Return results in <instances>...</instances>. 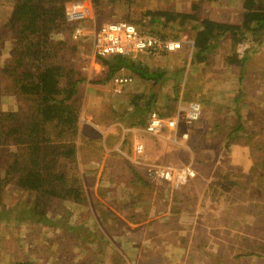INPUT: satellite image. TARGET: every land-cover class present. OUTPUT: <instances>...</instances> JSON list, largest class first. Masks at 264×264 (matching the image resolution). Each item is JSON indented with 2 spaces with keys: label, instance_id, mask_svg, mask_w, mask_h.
Wrapping results in <instances>:
<instances>
[{
  "label": "crops",
  "instance_id": "crops-1",
  "mask_svg": "<svg viewBox=\"0 0 264 264\" xmlns=\"http://www.w3.org/2000/svg\"><path fill=\"white\" fill-rule=\"evenodd\" d=\"M104 1L102 17L106 14ZM151 1L135 0L131 4L111 0L108 9L111 16L104 23L136 21L139 28L145 31L160 26L164 28L167 24L170 26L167 28L178 35L172 37L184 40V47L164 51L159 57L138 53L136 58L142 68L124 66L116 70L117 74L134 77V82L120 94L113 92L114 76L117 74L109 78V67L102 57L91 54V45L89 56L79 60V70L84 75L81 74L83 78L78 85L80 97L76 93L72 99L79 112L76 122L78 131L68 141L74 143L76 152L72 157L60 158L59 166L70 178L72 187L80 188L81 193L79 196L72 194L64 200L54 198L59 201L58 208L64 206L68 209L70 218L75 219L76 229L82 223L81 226L86 227L85 236L83 230L76 236V239L85 238V242L77 245L78 253L76 247L72 248L75 240L70 238L73 241L70 250L75 253L72 264H78V258L82 262L84 253L88 258H84L83 264L88 261L107 264L104 258L97 260V256L103 255L102 249L104 255H117L116 264L122 261L121 264H125L126 255L134 258L131 264H162V256L173 259L176 256L178 260V249L183 256L192 257L193 246L188 245L187 240L182 241L183 237L189 236V229L193 231L197 227V221L204 220L201 213L214 212V206L231 198L221 188L208 191L211 183L218 178V185L224 186L226 183H221L225 181L222 172L240 170L241 165L235 161L238 148L253 145L264 154V93L252 90L249 77L245 78L248 75L237 73L239 70L234 68L232 61V58L239 59L247 65L250 57L246 55H254L256 51H249V47L244 45L245 57L241 58L236 55L234 40L232 44L221 43L225 53L219 52V55L212 42L208 50L200 55L193 48L197 31L205 28L204 11H208L207 16L214 20L216 16L212 12L220 0H171L172 3H166L164 9L156 10L145 7ZM93 5L95 16L99 14V8L94 2ZM243 7L234 12L237 16L239 14L238 17L244 11ZM191 27L196 28L191 34L194 38L180 34L181 31L190 32ZM225 35L229 36L228 33ZM179 53H182L181 57ZM79 64L75 63L77 69ZM226 68L229 71L221 74ZM262 83L264 79L256 86ZM10 84L12 89L15 86L13 78ZM194 100L203 101L202 116L193 127L195 137L185 138L181 125L177 130L166 128L160 134L148 131L153 110L170 116L182 107L184 117ZM249 105L250 123L247 129L240 131L238 119L244 118ZM32 106L34 108V104ZM253 107L258 115L253 114ZM6 109L12 113L30 110L28 105L13 101ZM259 115L262 118L258 119ZM228 118L233 121H227ZM219 128L230 131L222 136L219 131H214ZM259 138L260 144L256 143ZM5 144L9 148L15 145L11 139ZM140 144L143 145L142 150L138 149ZM256 152L252 153V157L262 161L264 156L259 154L256 157ZM200 164L203 167L198 168V175L180 188L150 179V169L154 167ZM217 167L222 170H217ZM62 200L64 203H61ZM63 224L69 223L64 221ZM69 227L66 228L69 230ZM157 233H168L171 237L161 238ZM157 239L163 240L158 242ZM53 246L57 248V243L54 242ZM167 264L172 263L167 260Z\"/></svg>",
  "mask_w": 264,
  "mask_h": 264
},
{
  "label": "trees",
  "instance_id": "trees-1",
  "mask_svg": "<svg viewBox=\"0 0 264 264\" xmlns=\"http://www.w3.org/2000/svg\"><path fill=\"white\" fill-rule=\"evenodd\" d=\"M67 1L16 0L11 16L3 26L5 29H9L11 34H16L19 37L18 41L13 42V46L15 49L17 48L16 56L14 54L0 58V99L5 87L3 76L4 73H8L16 86L33 100L34 108L26 113L20 111L12 113L11 110H5L0 106V117L9 120L3 123L0 118V161L2 162L3 146L8 148L11 157H17L13 162H9L6 172H0V219L7 213L2 204L6 201L9 193L5 185L7 186L11 180H14L17 186L25 189L24 193L30 192V198L36 200L35 204L32 203L35 212L32 220L40 222L42 226L50 225L53 228L70 226L62 224L59 218L56 219L49 215L48 203L54 198L64 200L71 197L72 194L79 196L81 193L80 188L72 187L70 178L59 164L62 161L60 158L72 157L76 152L74 143H68V141L78 131L76 122L79 112L72 99L78 92L79 80L83 76L74 63H70V66L66 65L64 57H60V51L64 49L55 48L57 41L54 38V32L64 29L72 35L77 26L90 28L98 24L97 22H101L103 18L101 15L102 0H93L95 7L99 8V14L94 16L92 23L89 21H67ZM114 1L117 2V0ZM134 1L118 0V2L131 4ZM243 8L244 14L239 23L215 21L211 17H205V28L197 31L194 40L195 46H193L199 55L208 50L212 38L227 33L231 34L236 44H241L240 41H243L242 45H247L251 39L259 40L261 44L264 43V0H245ZM133 23L138 24L136 21ZM163 27L166 29L170 26L166 24ZM195 29L191 27L188 31L193 32ZM159 34L167 37L172 36L162 29L159 30ZM72 38L76 41L86 39L87 44L92 45L93 34L87 32L82 38L76 39L73 35ZM74 44L76 51L77 43ZM185 45L186 43L183 44V47ZM237 50H241L239 46L236 47ZM236 55H238L237 52ZM103 60L109 67V78L117 74V69L124 66L142 68L139 65L140 60L136 57L118 54L112 58H103ZM76 74L78 78H76ZM23 115H26L25 123L21 122ZM69 130L72 133L71 136H67L65 133ZM9 139L14 143H25L26 148H29L27 155L24 156L19 149L14 150L12 146L9 148L5 144ZM255 164H258V168H262L264 175L262 161H257ZM222 173V177L229 180L230 184L248 188L244 186L243 181L241 183L238 179L240 176L243 177L242 173L232 170ZM234 177L235 179H233ZM239 206V213L244 212L242 205ZM50 240L47 245L53 246L54 241ZM227 251L224 255L228 254ZM262 256L264 257V255ZM24 258L27 257L24 256ZM25 259L10 263L3 259V261L0 260V264H35Z\"/></svg>",
  "mask_w": 264,
  "mask_h": 264
},
{
  "label": "rangeland",
  "instance_id": "rangeland-1",
  "mask_svg": "<svg viewBox=\"0 0 264 264\" xmlns=\"http://www.w3.org/2000/svg\"><path fill=\"white\" fill-rule=\"evenodd\" d=\"M15 1L16 0H0V58L13 56L14 54V56H16L15 51H17V48L15 49L13 42L18 41L19 36L11 34L12 32L10 33L9 29H5L3 27L8 18L11 16ZM110 2L111 0H105L103 2V9H105V13L108 15H103V22L111 16L108 10ZM141 2H143V0H141ZM166 3L170 4L172 2L171 0H153L150 4H146L145 7L152 10L164 9ZM244 4L245 0H220L219 3L215 4L216 10L212 12L213 15L216 16L214 20L227 22L232 21V23L234 21L239 23V21H242L241 17L244 14V11L240 14V17H238L239 14L237 16V13L234 12L237 11L239 7L242 8ZM204 15H209V12L205 10ZM92 20L93 19L90 18L86 21L92 23ZM102 21L97 23H103ZM160 29H162V31L174 33L172 36H178L175 35V31H170L168 28L164 30L161 26L157 29L147 31H159ZM54 33V38L57 41V47L55 48L64 49L60 51V57H64L66 65L70 66V63L79 64L80 59L83 57L87 58L89 56L90 45L87 44L86 39L76 41L72 38L73 34H69V31L64 29H59V31L55 30ZM192 33L193 32L190 33L181 31L180 34H184L188 38H194V36L191 35ZM232 40L231 34H229V36L224 34L217 38H212L211 42L214 43L216 52L219 55V52H221V54L225 53V47L222 46L221 43L232 44ZM74 43H77L78 48L76 51L74 50ZM89 43H91V40H89ZM240 43L241 44H236V47L239 46L241 49L236 51L238 56L241 58L245 57V46L249 47V51H256V54L246 55L250 57L247 65L242 64V60L232 58V61L234 60L233 66L235 69L239 70L237 73L248 75L245 78L249 77V87L252 90L264 93V83H262L259 87L256 86L258 82H262L264 79V43L261 44L259 40L255 39H251L245 46L242 45L243 41H240ZM91 54H94V52H91ZM179 55L181 57L182 53H179ZM3 60L6 61L7 59ZM78 66V69H81V65L79 64ZM226 71H229V69L226 68L223 72H221V74H225ZM79 72L84 75L81 70H79ZM196 72H198V70ZM76 78H78L77 74ZM11 81L12 77L9 76L8 73H4L3 82H5V87L2 90L3 96L0 99V106L6 109L13 101L14 103L19 102L21 104L28 105L30 109L29 112L32 111L33 100L31 98L28 99L27 96H25L26 94H24L15 83V86L11 89ZM175 85L178 86L176 81ZM181 89L182 88H180V90ZM77 94V97H80V94ZM252 110L254 115H258L254 107ZM249 111H251L250 105L244 112V118L242 120L240 118L238 119L240 131L248 128V124L250 123L248 120ZM0 118L3 123L9 121L4 119L2 116ZM260 118L262 117L259 115L258 119ZM227 121L230 122L233 121V119L228 118ZM21 122H26V115H23ZM262 129H264V126H262ZM214 131H219L222 136H226L230 130L226 129L222 131V128H219ZM65 133L67 136L72 135L70 130ZM260 142V138L256 139V143L260 144ZM250 147L253 150L247 158L246 162L248 165L237 162L239 166L241 165L239 168L240 170L237 171H241L243 174V177L240 176L238 179L241 183L243 181L244 186L248 188H243L240 185H232L229 183V180L225 178H223L225 181H221L222 184L226 183L224 186L218 185L220 182L218 178L213 181V183L209 186L208 191L221 188L226 194H230L231 198L227 199L226 202H221L219 206L217 205V207L214 206V212L208 211L201 213L200 216L204 220L200 219L197 221V227L193 231H190L189 229V236L183 237L182 241L187 240V244H192L193 246L191 247L194 253L192 257L183 256L178 249L176 250V252H178V260L175 259L176 256H174L173 259V257L167 258L161 255V259L163 258L162 264H167V260H169L172 264H264V257L262 256L264 255V185H262L264 183V175L262 168H258V164H255L259 159H254L252 157V153L254 154V152L257 151L256 157H258L259 154L263 157L264 154H262L261 151L256 150V146L251 145ZM13 149H19L24 156H26L29 151V148H26L25 143H15V145H13ZM24 156H21V158H24ZM15 158L17 157H11L9 151L3 146V150L1 151L2 162L0 161V172H6V167L9 166V162H13ZM261 160L264 165V157L261 158ZM252 170L253 175L250 176L252 174ZM233 179H235V177ZM5 188L9 190V193L6 201L2 204L7 210V213L6 215H3L2 219H0V260L3 261L4 259L10 263L19 259H25V256L27 257L25 260L32 261L35 264H72L75 259L73 254L75 253L70 250V243L73 242L70 238L72 237L75 240V246L72 248L76 247L78 253L79 248L77 245L85 242L84 237L76 239L80 230H83L82 234L85 236L86 227L81 226L83 223L79 225L80 227L78 226V229H76L75 219L70 218L68 209H64V206L58 208L57 205L59 204V201L57 199H51V202L48 203L47 207V211L50 213L49 215L54 218H59L62 224L64 221H67L70 225V229L68 230L66 227L53 228V226L50 225L42 226L40 222L32 220L34 217L33 214L35 213L32 203L35 204L36 200L30 198V192L24 193L25 189L17 186L14 183V180L8 182L7 186L5 185ZM61 203H64L63 200ZM239 205H242L244 212L241 211L242 213H239ZM63 212L64 215L62 216ZM69 220H71V222ZM190 228H193V223ZM157 234L158 236L161 235V238L171 237L168 233ZM49 240L56 242L57 248L54 246H47ZM162 240L163 239H157L156 241L160 242ZM175 243H166L165 245H175ZM53 248L54 250H52ZM226 250H228V254L224 255ZM92 251L93 249L90 252ZM101 253L103 255L100 257L97 256V260L104 258L107 264H116L115 262L118 260L116 254L108 256L104 255L105 251L103 249L101 250ZM85 255L86 253H84V256L81 258L82 262H79L78 258V264H83L84 258L87 257ZM90 258L93 259V257ZM124 258L125 264H131V262L134 263V258L130 255H126ZM87 264H92V262L88 261Z\"/></svg>",
  "mask_w": 264,
  "mask_h": 264
},
{
  "label": "built area",
  "instance_id": "built-area-1",
  "mask_svg": "<svg viewBox=\"0 0 264 264\" xmlns=\"http://www.w3.org/2000/svg\"><path fill=\"white\" fill-rule=\"evenodd\" d=\"M66 8V18L69 22L86 21L94 18V5L91 0H70L66 3ZM87 32L93 34L91 46L94 54L102 58H112L118 54L136 57L138 53L139 55L140 53H147L150 56L159 57L164 51L181 49L184 44V40L180 38L162 36L159 31H144L137 24L129 21L106 22L95 24L90 28L80 25L74 29L72 34L74 38L78 39ZM132 82H134L132 75H115L114 93H123L128 84ZM183 110L181 107L177 113H173L170 116L164 115L157 109L153 110L147 126L148 131L153 134H160L166 128L177 130L181 125L182 134L185 138L195 137L196 134L193 132V127L202 116L203 104L200 100L192 101L184 117ZM138 149L142 150L143 145L140 144ZM252 150L250 146L242 149L238 148L235 161L248 165L246 161ZM202 167L201 164L174 168L154 167L150 169V179L162 185L180 188L195 178L198 175V168ZM217 170H222V168L217 167ZM224 170L225 168H223Z\"/></svg>",
  "mask_w": 264,
  "mask_h": 264
}]
</instances>
